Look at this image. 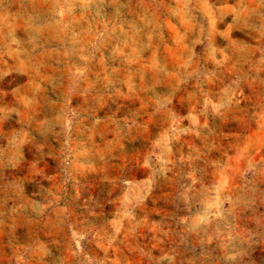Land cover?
Returning a JSON list of instances; mask_svg holds the SVG:
<instances>
[{
    "label": "rangeland",
    "instance_id": "374dc122",
    "mask_svg": "<svg viewBox=\"0 0 264 264\" xmlns=\"http://www.w3.org/2000/svg\"><path fill=\"white\" fill-rule=\"evenodd\" d=\"M70 2L77 16L113 12L100 0ZM207 2L216 16L207 41L212 47L230 52L231 40L239 36L252 42L245 18L217 10L227 4L238 12V0ZM58 3L63 0H0V264H81L85 256L106 264L113 259L119 264H264V147L245 139L257 130L261 109L253 105L264 91L259 85L264 71L248 72L257 82L241 84L248 97L240 105L247 108V128L209 117L202 137L182 134L152 147L167 126L164 117L157 115L145 127L118 59L105 53L103 59L97 54L84 61L86 53L70 46L67 56L58 55ZM197 16L209 36L207 19ZM173 23L179 27L176 19ZM229 25L232 31L225 35ZM36 26H47L40 41L46 52L40 75L21 67L28 54L35 55L29 41ZM196 51L203 56L201 46ZM84 67L79 75L77 69ZM128 72L133 92H139V73L134 67ZM243 72L247 66L231 77L225 72L226 82ZM61 110L66 134L58 139L39 134V122ZM190 126L185 120L181 127ZM61 147L70 150L71 178L59 193L67 211L58 214L53 205L41 213L33 205L51 200L49 190L57 192L59 169L49 153ZM17 153L19 163L13 166L8 161ZM126 194L142 197L131 218L124 216ZM109 240L112 247L105 254ZM169 248L175 249L172 258H162L161 249Z\"/></svg>",
    "mask_w": 264,
    "mask_h": 264
},
{
    "label": "clouds",
    "instance_id": "9594fccd",
    "mask_svg": "<svg viewBox=\"0 0 264 264\" xmlns=\"http://www.w3.org/2000/svg\"><path fill=\"white\" fill-rule=\"evenodd\" d=\"M100 3L113 9L110 17H105L101 11L95 14L81 13L77 16L70 0H63V3L56 5L54 27L61 45L58 55L67 56L69 54L67 46H70L72 52L86 53L81 57L84 61L94 59L97 54L103 59L105 53L118 59L120 70L126 74L124 83L138 104L139 111L146 118L145 127L157 115L164 117L167 126L152 142V147L167 145L171 140H179L182 134L202 137L203 131L209 126V117L219 118L221 123L228 120L239 121L247 128V108H241L240 105L248 97L244 96L241 84L247 82L251 85L257 82L256 77L248 79V72L264 71V0H238V12L236 8L227 4L217 9L245 18L243 27L251 29L252 34L247 39H251L252 42L248 43L244 36H239L231 40L230 52L214 48L207 42L216 25L215 13L207 0H100ZM4 7L7 10L8 5ZM198 12L208 21L207 37L203 22L197 16ZM173 19L179 22V27L173 23ZM81 22L87 24V27H80ZM73 24L76 27H72ZM46 28L47 26L33 28L35 35L29 43L32 45L31 53L35 55L28 54V60L21 62L22 68L30 67L37 71L43 67L46 52L40 41L45 36ZM231 31L232 26L229 25L225 35ZM197 46L203 48V56L196 51ZM37 49L41 51L37 52ZM209 62L214 65L211 70L205 67ZM244 66H247V72L235 75L234 79L226 82L225 72L231 77ZM129 67H134L140 75L139 92H133ZM86 70V67L79 68L77 73L83 75ZM37 75H40L39 71ZM41 78L51 79L48 76ZM259 85L264 88V80H259ZM157 89L166 91L157 92ZM30 104L31 102L26 107ZM185 107L186 113L181 114L178 108ZM253 107L261 109L257 114L259 117L256 121L257 130L254 136H245V139L264 147V91L257 95ZM185 120L189 121L190 127H181ZM65 121L66 114L61 110L50 119L39 122V134H50L53 139H58L62 134H66ZM57 128L60 131H57ZM40 147L43 148L45 145ZM69 154L70 150L67 147L49 153L59 169L57 173L59 183L53 185L57 189L56 193L49 190L51 200L43 205H33L38 212L42 213L55 205V212L66 213V208L59 203L63 198L59 193L66 190L71 178ZM17 156L18 153L8 163L13 166L19 163ZM142 166L148 167L147 159ZM131 191L129 188V192ZM141 200L142 197L138 195L131 198L127 194L124 196L125 218H131L132 209ZM91 235L94 238L98 237L99 230L93 231ZM109 247H112V240L103 248L105 254ZM161 251L162 258L171 259L170 253L175 249ZM148 259L150 262L153 261L151 256ZM81 264H106V261L91 260L85 256ZM110 264H119V260L113 259Z\"/></svg>",
    "mask_w": 264,
    "mask_h": 264
}]
</instances>
